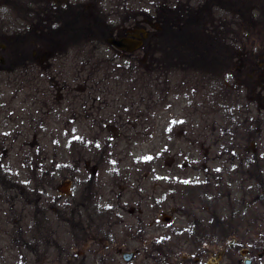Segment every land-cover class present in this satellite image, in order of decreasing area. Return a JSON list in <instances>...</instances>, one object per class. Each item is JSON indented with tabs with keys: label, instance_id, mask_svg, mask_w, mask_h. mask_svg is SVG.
<instances>
[{
	"label": "rangeland",
	"instance_id": "1",
	"mask_svg": "<svg viewBox=\"0 0 264 264\" xmlns=\"http://www.w3.org/2000/svg\"><path fill=\"white\" fill-rule=\"evenodd\" d=\"M137 27L148 33L141 47L126 51L108 43V37L126 35ZM92 38L99 46L93 58L104 59L107 79H100L90 93L92 98L76 99L77 114L71 106L64 116L52 110L39 116L17 113L16 122L22 123L24 132L14 145L19 148L24 142L28 153L38 142L41 149L31 148L29 155L24 150L18 154L17 149L0 155L3 257L11 258V227L25 223L33 229L46 227L36 233H41L42 247L38 248L41 254L29 256L33 263L45 259L47 250L50 254L59 250L57 226H64L63 243L72 244L78 238L79 249L84 250L89 242L91 204L104 207L111 190L124 191L117 188L121 186L137 188L140 194L165 192L160 201L168 203L173 197L185 203L188 213L201 214L198 203L206 207L208 228L214 220L231 221L241 243L254 237L259 227L264 228V0H0V88L21 82L16 81L20 66L10 68L11 59L18 51L30 56L34 48L43 62L36 63L41 64L39 69L47 72L49 80L60 78L49 81L51 85L64 79L89 80L92 85L103 77L90 73L87 42ZM43 41L48 46H42ZM160 45L179 55L171 59L174 68L156 74L139 70L137 64L161 67L168 63L167 54L148 49ZM23 59L18 54L15 60L19 65L34 63ZM127 65L140 72L129 76L121 68ZM118 89L134 90L133 98L126 94V101L141 107L128 112L132 126L124 124L123 107L115 103L124 99ZM85 92L89 95L90 90ZM76 94L80 93L72 92ZM4 100L0 120L12 106L8 93L0 103ZM14 104L18 112L19 102ZM60 106L58 102L55 110ZM96 116L104 120L102 124L94 120ZM107 119L111 125L102 129ZM36 122L42 123L41 128H34ZM118 124L119 135L113 137L109 129ZM2 131L7 130L0 123V142ZM91 173L94 182L88 184ZM196 186H203L200 190L207 194L201 193L197 201L184 198ZM78 204L90 208L79 210ZM74 206L79 221L59 223L75 216Z\"/></svg>",
	"mask_w": 264,
	"mask_h": 264
},
{
	"label": "flooded vegetation",
	"instance_id": "2",
	"mask_svg": "<svg viewBox=\"0 0 264 264\" xmlns=\"http://www.w3.org/2000/svg\"><path fill=\"white\" fill-rule=\"evenodd\" d=\"M43 1L45 0H35L38 3ZM36 10L38 11V8ZM12 39L16 41L15 37ZM42 43V46H48L44 41ZM36 53L35 48L31 52V57L23 56L26 52H16L11 59V67L18 66L19 62L15 60L18 54L19 58L20 56L24 58L23 60L30 59L34 63L43 64L40 62L42 60L35 56ZM0 62H3L1 58ZM202 187H192L193 189L185 192L184 198L189 200L194 198L197 201L202 197L201 193L207 194L206 190H200ZM117 188L124 191L111 190L109 200L103 204L104 207H101L100 203L97 207L95 203L91 204L89 242L84 250L79 249L78 238L72 244L63 243L64 226H57L55 230L60 232L59 250L53 254L47 250L45 259L33 263L29 256L41 254L38 248L42 247L38 239L41 233L37 235L36 233L45 230L46 227L33 229L31 224L25 223L11 227L13 237L11 258L7 261L0 251V264H264L263 227L257 229L254 237L241 243L231 221L223 223L214 220L211 229L208 228L206 225L209 215L206 218L207 214L203 211L206 207L201 208L198 203L195 205L201 214L196 211L194 212L197 214L188 213L185 203H177L173 197H170L171 201L168 203L160 201L165 192L157 195V192L146 194L143 191L140 194L137 188L126 186ZM130 189L134 191L132 195L126 192ZM127 198L132 202L123 201ZM208 199L215 201L216 198ZM189 200L187 203L191 205ZM88 207L80 206L77 209L84 210ZM77 209L75 206L71 209L75 215L73 218L67 217L65 221L58 222L70 223L71 220L78 222ZM177 219L179 224L176 223Z\"/></svg>",
	"mask_w": 264,
	"mask_h": 264
},
{
	"label": "trees",
	"instance_id": "3",
	"mask_svg": "<svg viewBox=\"0 0 264 264\" xmlns=\"http://www.w3.org/2000/svg\"><path fill=\"white\" fill-rule=\"evenodd\" d=\"M165 22H167V21L165 20ZM200 24L201 23H199V26H200ZM165 25L167 26L168 24H165ZM192 25L195 27L196 23L194 22ZM185 28L187 29L186 25H185ZM185 28L177 30V34L178 33L180 34L181 31H185L186 30ZM92 40H93V38L90 39L89 42H87L88 49H89V56H90L89 61H91L90 63L92 65L90 68V73H95V74H98V76H103L102 78H99L98 80H93L92 85H90L89 80L79 82L77 79L76 80L72 79V82H68L67 80L64 79L57 86H55L54 84L51 85L49 83V81H52V80L53 81H56V80L59 81L60 78L53 77L49 80L47 72H45L44 69H39V67L37 66L40 64L36 65V63L25 62V64L20 65V67L17 70V73H18L17 75L20 78L16 79V81L17 82L21 81V82L15 84L12 87L9 86L8 88H0V98L5 99V95H6V93H8L9 94L8 103L12 104V106L6 108L5 118L0 120L1 127L3 129L7 130L6 132L2 131V133H1L3 140H2V142H0V155L3 156L7 152H9V150H13V149H14V151H15V149H17L18 154H20V152L23 150L27 153V151L25 150L26 145L24 144V142L22 143V145L19 148H18V145H16V146L14 145L15 140L18 139L19 133L24 132L23 130H20L21 128H23L22 123L16 122V121H18L15 119L17 117V113H25V114L31 113L33 115L39 116V115L44 114L43 113L44 111H50L51 112V110H52V111H54L53 114L64 116L66 114L69 106H71L74 109L76 99L78 100L79 98H82V99L86 100V97H90V93L92 91H94L93 89L95 88L97 83L99 85L101 84L100 79H102V80L104 78L107 79V75H106L107 74V67H104V63L106 64V62L104 61V59L101 60V59L93 58L94 56L96 57V55L99 54V50H98V52L96 50L99 46L95 45V43L92 42ZM79 41L84 42V40L81 36H80ZM148 49L151 51H153V50L158 51V52L160 51L162 54H167L168 55V59H167L168 63L166 65L162 64L161 67H160L159 63H155L151 66H141V65L137 64V66H139V70L141 69V71L142 70L143 71L145 70L146 72L148 71L147 72L148 74H152V73L156 74V73H158L157 71H164V73H167V71H170L174 68V63L171 61V59L173 57L179 56V55L173 53V48H170L169 46L165 47L163 45H160L159 48L158 47L156 48V46H154V47H150ZM186 50H185V52H186ZM100 54H102L101 51H100ZM191 56H194V55L191 54ZM96 63L100 64V66H98V68L96 69L97 73L95 72V64ZM87 64H88L87 60L82 64L83 68L80 69V71L82 70V73L84 72L85 65H87ZM59 65H63V62L60 61ZM75 66H77L76 63H75ZM10 68H11V66H10ZM121 68H123L125 70V72L128 73L129 76H133V74L140 72V71L134 72L132 65L129 67L127 65L126 67L124 66ZM55 74H52V75H55ZM52 75H50V76H52ZM12 82H14V81H12ZM67 83H71V84L68 85ZM66 84L68 85L67 87H66ZM9 85H10V83H9ZM87 86H89V87H87ZM60 89H67V90L70 89V90H69V92H63L62 91V94H61V93L57 92ZM86 89L90 90L89 95H86V92H85ZM24 91H25V93H24ZM22 92H23L24 96H21V98H20V94ZM72 92H79L80 94L72 95ZM117 92L121 94L120 95L121 98H124L123 100H120V99L115 100L116 104H118L120 107H123V111L120 112V116H122L121 118H122L124 124H127V126H132V125H129L130 119L127 117L128 112H133L134 107H135L134 109H136L138 111L141 109L139 104H137V106L129 105L126 101V99L128 97H132L134 95V93H133L134 90H128L127 89L126 93H123L124 89H118ZM100 94H102V93H100ZM104 94L105 93H103V95ZM126 94H127V98H126ZM130 94H132V95H130ZM90 98H92V97H90ZM71 100H73V102H71ZM107 100H108V98H107ZM105 101H106L105 97L101 98L100 104H103ZM139 101H140V99H139ZM16 102H19V104H18L19 105V107H18L19 111L18 112H17V109L15 108L16 106L14 104ZM58 102L61 103L62 106L59 107V110H57V109L55 110V106L58 105ZM4 104H6V100L2 101V103H0V106L5 107ZM43 105H44V107H43ZM105 105H107V104H105ZM124 107L126 109H124ZM74 111H75V114H77V111L75 109H74ZM138 111H136V112H138ZM124 113H127V114H124ZM51 114H52V112H51ZM123 114H124V116H123ZM14 115H16V116L14 117ZM70 119H72V118H70ZM94 120L98 121L99 124H102L104 121V120L102 121V119L99 120L98 116H96ZM12 121H13L12 126H9ZM104 123L105 124L102 125V127H101L102 129L105 128L104 126L109 127L108 124H110V123L108 122V119ZM41 124L42 123H40V122H36V125L34 126V128H41L40 127ZM138 125L133 126V127L137 128ZM90 129H92V127H90ZM35 130L38 131L37 129H35ZM109 130H111L113 132V137L116 135H119V132H120L119 131V124H118V126L116 125L114 128L110 127ZM126 131H128V129ZM90 137L91 138L94 137V134H92L91 132H90ZM7 139H9L10 142H8L6 144L5 141ZM23 139H25V138H23ZM31 148L34 150V152H38L41 149V146H40V144H38V142H34V144L31 145L29 150H28V153H27L28 155L31 153V150H30ZM14 151H13V154H14ZM43 151H45V153L47 152V150H44V149H43ZM27 154H25L24 156H26ZM47 154H48V152H47ZM45 158H47V157H45ZM45 158H43V159H45ZM56 176H57V174H56ZM87 178H89L88 184L90 182L93 183L94 178H95L94 173H91L89 175V177H87Z\"/></svg>",
	"mask_w": 264,
	"mask_h": 264
},
{
	"label": "water",
	"instance_id": "4",
	"mask_svg": "<svg viewBox=\"0 0 264 264\" xmlns=\"http://www.w3.org/2000/svg\"><path fill=\"white\" fill-rule=\"evenodd\" d=\"M130 35L118 37H109L107 41L118 47L125 49L127 51H133L143 44V37L147 36V32L143 27H137L129 30Z\"/></svg>",
	"mask_w": 264,
	"mask_h": 264
},
{
	"label": "snow or ice",
	"instance_id": "5",
	"mask_svg": "<svg viewBox=\"0 0 264 264\" xmlns=\"http://www.w3.org/2000/svg\"><path fill=\"white\" fill-rule=\"evenodd\" d=\"M97 146H99L98 144H97ZM148 159H151V157H148ZM114 163V162H113ZM217 171H219V169H217ZM184 183H188V181H184ZM110 207V206H109Z\"/></svg>",
	"mask_w": 264,
	"mask_h": 264
}]
</instances>
